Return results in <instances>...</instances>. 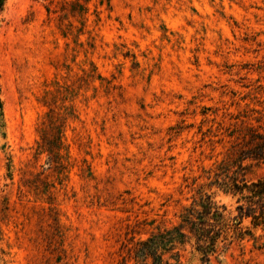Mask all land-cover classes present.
<instances>
[{
    "label": "rangeland",
    "instance_id": "374dc122",
    "mask_svg": "<svg viewBox=\"0 0 264 264\" xmlns=\"http://www.w3.org/2000/svg\"><path fill=\"white\" fill-rule=\"evenodd\" d=\"M264 133V0H3L0 264H133ZM212 184V186H209ZM210 264H264V228ZM170 264H201L189 246Z\"/></svg>",
    "mask_w": 264,
    "mask_h": 264
},
{
    "label": "trees",
    "instance_id": "16d2710c",
    "mask_svg": "<svg viewBox=\"0 0 264 264\" xmlns=\"http://www.w3.org/2000/svg\"><path fill=\"white\" fill-rule=\"evenodd\" d=\"M2 5L3 0H0V10ZM246 146L248 148L238 152L237 161L253 160L264 164V133L251 130ZM215 183L225 194L238 196L237 216L227 218L225 208L214 200V194L202 192L189 207L182 209L177 225L135 242L127 251L128 261L133 264L178 263V248L189 246L201 264H210L219 243L242 240L250 235L249 230L241 226L243 220L249 219L254 228H264V178L247 182L231 176L227 181Z\"/></svg>",
    "mask_w": 264,
    "mask_h": 264
}]
</instances>
